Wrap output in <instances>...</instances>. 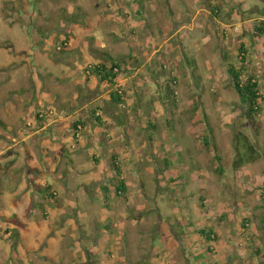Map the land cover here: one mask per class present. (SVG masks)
I'll return each instance as SVG.
<instances>
[{
    "label": "rangeland",
    "instance_id": "rangeland-1",
    "mask_svg": "<svg viewBox=\"0 0 264 264\" xmlns=\"http://www.w3.org/2000/svg\"><path fill=\"white\" fill-rule=\"evenodd\" d=\"M260 20L264 0H0V264H264V99L253 123L223 56L264 97ZM104 51L125 61L123 103L85 72ZM168 76L173 112L159 86ZM240 134L260 157L234 168Z\"/></svg>",
    "mask_w": 264,
    "mask_h": 264
},
{
    "label": "trees",
    "instance_id": "trees-1",
    "mask_svg": "<svg viewBox=\"0 0 264 264\" xmlns=\"http://www.w3.org/2000/svg\"><path fill=\"white\" fill-rule=\"evenodd\" d=\"M141 7H143L141 5ZM215 9V7H212ZM256 33H254V36L257 35H264V20H260L258 22V26L256 28ZM242 55L240 57V61L243 63H246V55L247 51L242 46L240 48V52ZM227 66V72L229 74L231 84L233 86V89L237 93V96L239 98V101L243 105L248 118L254 123L255 117L259 114L261 107H260V101L264 99L263 95L260 92V84L259 80L253 75L248 73L246 70V66H240L237 67L236 64L230 63L227 59L228 56L224 53L223 54ZM125 64V61L122 59H117L111 54H109L107 51L102 52V57H100L99 61L97 63H92L88 67L85 68V72L87 74V77L90 76L95 77L99 82L105 84L107 87H111L112 91L110 92V97L112 102L115 104L123 103L124 102V96L125 93L121 90L120 85H118V81L121 74L122 66ZM191 70L192 74L195 78V81L197 84H200L201 82V76L198 74L197 70L198 67L195 63V61L191 64ZM163 84L159 86L162 91V98L163 102L162 104L167 107V109L171 112L176 107L177 104V80L175 77L166 78L164 81H162ZM98 107L91 108V115L93 120L98 124L102 125L103 121L101 119V116L98 114ZM170 123V122H169ZM150 127H155L149 124ZM79 126H84V122L82 120H75L73 122V127L76 131H79ZM212 152L214 153V157L216 160L221 161L222 157L218 152V146L215 144V142H212ZM264 151V148H263ZM260 157V153L255 147V145L249 140V138L244 135L240 134L237 138V144L235 145V158L233 161L234 168H239L247 163L255 162ZM109 165L112 168L114 175L112 177L113 184L115 187V192L117 196H124L127 192V184L123 177V170L121 167V164L118 160V155L115 153H112L110 155V161ZM169 167L168 160L166 159L164 161V169L167 170ZM221 171V169L219 170ZM170 181L172 183L178 184V181H181V185H184L183 180L181 179V176H176L171 174ZM32 183L36 190L40 193H43L45 197L48 198H55L56 194H54L52 190L51 185L41 186L40 184L35 183V179L32 178ZM103 192L105 194V200L104 205L108 206V196H106V193L108 192V187L103 186L102 187ZM262 200L264 201V196L262 197ZM263 211L259 220V224L257 226L258 230H264V204H263ZM7 222H13L18 221V217L16 215H11L9 217L4 218ZM246 220L242 222V226L245 227ZM22 224V223H21ZM23 225V224H22ZM199 234L206 237L209 240H212L210 236L213 234V237H216L214 234V231L212 229H205L202 228L199 230ZM203 249L206 250V252H210L211 248L210 246L206 245ZM202 249V250H203ZM256 253H259V249H256ZM209 259V258H208ZM262 262V261H261Z\"/></svg>",
    "mask_w": 264,
    "mask_h": 264
},
{
    "label": "crops",
    "instance_id": "crops-1",
    "mask_svg": "<svg viewBox=\"0 0 264 264\" xmlns=\"http://www.w3.org/2000/svg\"><path fill=\"white\" fill-rule=\"evenodd\" d=\"M67 139V138H66ZM63 141V140H62ZM63 150V148H61ZM58 192V191H57ZM59 194V193H58Z\"/></svg>",
    "mask_w": 264,
    "mask_h": 264
}]
</instances>
